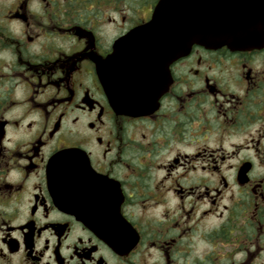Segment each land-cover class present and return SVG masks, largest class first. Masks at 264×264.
Masks as SVG:
<instances>
[{"label": "flooded vegetation", "instance_id": "af4514ba", "mask_svg": "<svg viewBox=\"0 0 264 264\" xmlns=\"http://www.w3.org/2000/svg\"><path fill=\"white\" fill-rule=\"evenodd\" d=\"M159 1L0 0V264H264V44L114 81Z\"/></svg>", "mask_w": 264, "mask_h": 264}, {"label": "water", "instance_id": "95a60500", "mask_svg": "<svg viewBox=\"0 0 264 264\" xmlns=\"http://www.w3.org/2000/svg\"><path fill=\"white\" fill-rule=\"evenodd\" d=\"M188 13H170L182 5L177 0H161L151 21L141 28L144 45L115 47L112 56L116 74L143 75L163 80L168 66L186 55L192 45L208 49L226 46L245 51L264 42V0H187ZM183 6V7H182ZM106 77L103 80V84ZM105 88L107 89L106 85ZM111 93V89L108 88ZM117 95L115 90L112 93ZM119 98L122 94L117 95ZM119 111H133L120 101Z\"/></svg>", "mask_w": 264, "mask_h": 264}]
</instances>
